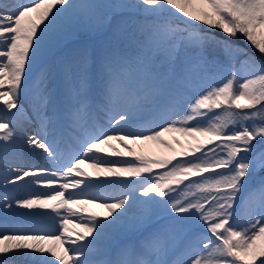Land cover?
<instances>
[{"label":"snow or ice","instance_id":"1","mask_svg":"<svg viewBox=\"0 0 264 264\" xmlns=\"http://www.w3.org/2000/svg\"><path fill=\"white\" fill-rule=\"evenodd\" d=\"M0 104V264H264V0H0Z\"/></svg>","mask_w":264,"mask_h":264},{"label":"rangeland","instance_id":"2","mask_svg":"<svg viewBox=\"0 0 264 264\" xmlns=\"http://www.w3.org/2000/svg\"><path fill=\"white\" fill-rule=\"evenodd\" d=\"M128 16L122 17L117 21L118 26L122 30H128L127 25L129 23ZM216 35L222 36L223 34L219 30H215ZM112 35L107 30L99 33L80 31L75 36L68 37L59 47L53 49L49 57H47V66L51 68L52 79L50 81L51 86L53 83H57L59 76V70L62 68L61 60L63 57H71L75 52L81 48H87L91 57L95 58L98 56L102 44H104ZM238 44L242 47H248L243 40H238ZM65 58V59H66ZM64 59V60H65ZM58 88V87H56ZM25 107L31 109L29 103H25ZM259 264V262H258Z\"/></svg>","mask_w":264,"mask_h":264},{"label":"bare ground","instance_id":"3","mask_svg":"<svg viewBox=\"0 0 264 264\" xmlns=\"http://www.w3.org/2000/svg\"><path fill=\"white\" fill-rule=\"evenodd\" d=\"M67 56L63 57L61 60L64 61V59L66 58ZM63 61H61L63 63ZM62 65V64H61ZM59 76L60 78L58 79L57 83H53L50 87L52 88H56V89H59V88H62L63 86V76H62V68H60L59 70ZM13 112H15L16 110H12ZM29 112H31V109H29ZM11 112H6L3 110V105L0 104V117H9L11 116ZM31 134H34V129H32L31 127L29 128V135ZM164 139L166 141H169V142H172L174 147L177 148V150H179V146L178 145H175V140H181L182 142H184L185 144L188 142L187 139L179 134H176V133H173V134H167ZM137 147V150L139 151L140 147L141 146H136ZM144 148V151H145V154L146 155H149V156H153V157H157V156H163V155H168L167 151L165 149H162L156 145H145V146H142ZM36 151V155H33L32 154V150L29 148L27 150H25L23 153H22V157H21V162L26 164V165H42V163L38 162L36 157H39V153H41V150L37 149L35 150ZM106 159H112V160H120V159H131V158H128V157H125V158H120V157H105ZM82 169L88 173H93L95 170L92 169L91 167H89V163H85L84 165L81 166ZM5 171V169L3 168V165H0V174H2V172ZM11 187V186H10ZM40 191H45V189H40ZM109 192H111L112 190H108ZM3 192V187H0V194H2ZM27 192L25 190H21L18 195L19 196H24L26 195ZM92 211H95V212H98V213H101L102 215L103 214H106L105 212V209L103 208H100L98 206V203L94 206H92ZM71 226V225H70ZM2 230V229H0ZM76 231H79V229H76ZM74 238V237H73ZM91 239V238H90ZM68 247H71V245H66ZM54 259V258H53ZM57 264H59V262H57Z\"/></svg>","mask_w":264,"mask_h":264}]
</instances>
